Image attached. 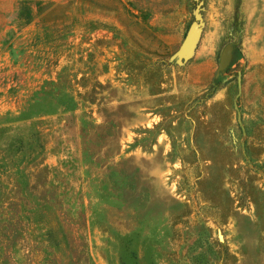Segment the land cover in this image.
<instances>
[{
  "label": "rangeland",
  "instance_id": "obj_1",
  "mask_svg": "<svg viewBox=\"0 0 264 264\" xmlns=\"http://www.w3.org/2000/svg\"><path fill=\"white\" fill-rule=\"evenodd\" d=\"M0 264H264V0H0Z\"/></svg>",
  "mask_w": 264,
  "mask_h": 264
},
{
  "label": "water",
  "instance_id": "obj_2",
  "mask_svg": "<svg viewBox=\"0 0 264 264\" xmlns=\"http://www.w3.org/2000/svg\"><path fill=\"white\" fill-rule=\"evenodd\" d=\"M196 37H197V30L195 27H191L182 45L180 46L178 52L175 54V57L178 59L184 58L193 48L194 43L196 41ZM229 61H230V47L228 46L223 50L221 54L218 71L219 72L223 71L227 67Z\"/></svg>",
  "mask_w": 264,
  "mask_h": 264
},
{
  "label": "trees",
  "instance_id": "obj_3",
  "mask_svg": "<svg viewBox=\"0 0 264 264\" xmlns=\"http://www.w3.org/2000/svg\"><path fill=\"white\" fill-rule=\"evenodd\" d=\"M16 143H17L16 141H12V143L9 144L8 147H9V148H13V149L15 148V149L20 150V148L22 147V145L19 143V146H17Z\"/></svg>",
  "mask_w": 264,
  "mask_h": 264
}]
</instances>
